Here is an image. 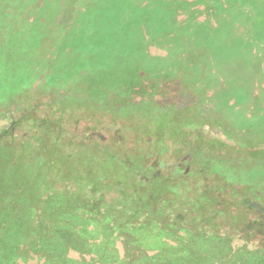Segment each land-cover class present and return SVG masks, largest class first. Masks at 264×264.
<instances>
[{
	"label": "rangeland",
	"instance_id": "374dc122",
	"mask_svg": "<svg viewBox=\"0 0 264 264\" xmlns=\"http://www.w3.org/2000/svg\"><path fill=\"white\" fill-rule=\"evenodd\" d=\"M174 1L0 0V264H264L263 43Z\"/></svg>",
	"mask_w": 264,
	"mask_h": 264
},
{
	"label": "trees",
	"instance_id": "16d2710c",
	"mask_svg": "<svg viewBox=\"0 0 264 264\" xmlns=\"http://www.w3.org/2000/svg\"><path fill=\"white\" fill-rule=\"evenodd\" d=\"M177 1H180V0H177ZM150 2H151V0H150ZM154 2H155V4H154L153 9L156 10V14L158 15L157 19L161 18L162 16H167V12L172 13V11L169 9L172 6L177 7V3H178V2L176 3L174 0H154ZM206 3H207V5L209 3L208 6H210L211 9L215 12V21H216L215 22V32H217V34H220L221 32H223L224 36H226V35H229L228 32L233 31L232 29L240 27L241 31H242L241 32L242 36H244V37L253 36L254 38H258L259 40L261 38V41L263 43V49H264V0H208ZM219 30H221V31H219ZM76 170L77 171L74 170V173L72 176H74L76 179V183L78 184L77 187L80 190L85 191L84 188L87 185V183H80L79 176H77L80 174V171L78 168ZM89 171L90 170H88V173H89ZM95 176H96V173H95ZM91 182L92 181H89L90 184H91ZM91 192L92 193L98 192L99 194H101V190L95 189V188H92ZM85 193L88 194L87 192H85ZM89 195L93 196L94 194H89ZM151 198L152 197H147L146 201L149 202ZM162 203H163V199L160 201L159 205L162 206ZM125 204H127V203H125ZM130 205L131 204L129 203L128 205L117 209L115 205H112V204L106 205L105 203L100 201V197L99 198L95 197L94 203L90 205L92 207H89V208H90V210L93 209V212H94V210H96V212H99L100 214H102V216L100 217L101 222L107 221L108 223H111L110 222L111 219H112V222L118 221L119 222L118 224H120V226L110 224L113 227V229H115L114 232H116L117 230L121 232V231H124L125 229L129 228V225L132 224L129 222L131 220V218L134 220V223H133L134 227L135 226H145L148 224L150 226H155L157 224L155 215L149 214V212L147 210H145V207H143L141 205H136V203L132 206H130ZM77 206L80 207V205H77ZM75 207L76 206H72L73 213H71V215L75 213V210H74ZM172 207H173V205H172ZM128 208H130V209H128ZM173 209H175V208L173 207ZM102 210H104V212H102ZM127 210H130L129 214H128ZM169 211H171V210L169 209ZM25 212H26V210H25ZM83 213H85V215H86L85 211H83ZM83 213H82V215H83ZM57 215H58L57 212L53 213V214L43 212L41 217H40V223H42V222L44 223V221H45L47 224V222L49 220H54L55 223L53 225L51 224L50 226L52 228L54 226H56V228H59V227H61L62 224H61V222L59 223V221L57 219ZM58 218H60V215H58ZM91 218H93V216L89 217V218L87 217L88 220L94 221L93 224L98 223L97 220L95 221ZM136 218H139V219L136 221ZM10 220L12 221V218ZM189 220H190L189 221L190 226H192V227H193V225L198 224L197 222L192 221L193 219H191V218H189ZM184 221H186V219H184ZM26 222H30V220L26 219ZM1 223L3 225H5L4 219H0V224ZM8 223H11V222H8ZM170 224L171 225L177 224L178 227L181 230L184 229V231H187L189 229V228L182 227L179 218H175V220L172 223H168V226H167L168 228H170ZM7 228H8L7 226L4 227L5 231L11 232V229L14 227L10 226L9 229H7ZM185 229H187V230H185ZM104 230L106 231L107 229H104ZM23 232H24V234H23ZM18 234H20V235H17L18 239L22 241V238H25V229ZM106 234H107V231H106ZM64 236H66V234H64ZM51 239L52 238H51V236L49 237V234H38L36 236V244L39 246L40 249L44 250L46 245H47V242L52 241ZM72 247L76 249V247H74V246H72ZM13 257H14V255H13ZM10 263H13V262L11 261ZM10 263L8 262V264H10Z\"/></svg>",
	"mask_w": 264,
	"mask_h": 264
}]
</instances>
